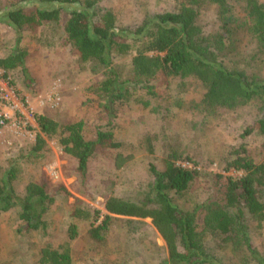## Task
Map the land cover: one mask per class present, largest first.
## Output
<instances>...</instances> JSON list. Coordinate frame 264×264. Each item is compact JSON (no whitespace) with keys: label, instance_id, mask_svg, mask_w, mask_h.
Masks as SVG:
<instances>
[{"label":"trees","instance_id":"1","mask_svg":"<svg viewBox=\"0 0 264 264\" xmlns=\"http://www.w3.org/2000/svg\"><path fill=\"white\" fill-rule=\"evenodd\" d=\"M97 2L8 1L3 20L17 32L61 26L63 45L81 63H88L91 72L100 73L88 93L106 112L114 103L130 99L149 106V99L156 97H164V109L171 105L183 108L182 99L159 94L154 82L162 77L167 86L171 78L200 84L202 95L189 100L198 114L248 110L253 118L242 128L241 142L221 157L216 194L191 211L174 205L172 195L185 194L199 172L177 164L178 156L171 151L159 165H149L152 182L135 199L109 196L104 203L106 213L75 207L71 216L91 219L86 236L96 247L106 242L110 227L118 220L133 230L141 224L136 219H150L167 249V260L158 264H211L215 257L204 248L207 237L238 264H264V253L254 242V237L261 239L264 234V0H172V9L146 13L127 25L118 21L112 7H98ZM205 6L215 9L214 28L208 29L201 21ZM240 41H246V51L239 48ZM124 55L131 56L133 78L120 81L113 58ZM26 57L23 48L0 56L1 77L9 86H13L8 77L12 71H19L26 85L32 82ZM33 119L37 127L30 150L33 158L41 156L47 139L57 138L62 152L76 161L82 180L92 157L121 147L110 122L96 124L87 136L83 120L58 121L41 113H34ZM248 136L262 140L249 148L244 143ZM231 171L241 175L228 174ZM16 173L11 167L0 180V211L18 206L24 229H38L43 226L44 205L51 201L47 182L43 178L28 182L24 196L18 197L11 186ZM65 236L57 248L40 249L38 264H71L70 245L79 236L75 222L67 225Z\"/></svg>","mask_w":264,"mask_h":264},{"label":"rangeland","instance_id":"2","mask_svg":"<svg viewBox=\"0 0 264 264\" xmlns=\"http://www.w3.org/2000/svg\"><path fill=\"white\" fill-rule=\"evenodd\" d=\"M8 1L20 0H0V56L16 48L25 49L26 67L32 82L26 85L19 71H12L8 76L13 86H8L7 105H0V112L6 115L0 126V180L8 169L15 167L17 173L11 186L18 197H23L28 182L43 178L51 201L44 205L43 226L35 230L24 229V223L18 219V206L0 211V264H38L40 249L60 246L66 240V227L71 222L77 224L79 232L70 245L71 264H158L166 261V245L150 219H136L141 224H136L133 230L118 220L110 227L106 242L96 247L86 236L91 219H74L72 210L81 207L104 214V203L109 196L135 199L152 182L149 165H159L162 157L175 151L177 164L196 168L199 172L185 194L172 195L174 205L191 211L216 194L215 175L222 173L221 157L231 146L241 142L239 134L252 121V112L217 110L214 116L198 114L189 106V100L202 95L200 84H183L171 78L167 86L162 77L154 82L159 94L182 99L183 108L171 105L164 109V97H156L149 99V106L138 99H130L114 103L106 112L88 93L89 85L100 78V73L91 72L88 63H81L76 53L63 45L61 26L17 32L3 20ZM97 6L112 7L118 21L127 25L140 21L146 13L170 10L173 2L98 0ZM200 18L208 29L217 24L214 7L205 6ZM245 43H239L242 51L247 50ZM130 59V55L113 58L120 81L133 78ZM157 105L160 108L155 111ZM34 113L58 121L83 120L87 136L96 124L110 122L121 147L98 152L92 157L82 180L76 172V161L62 152L57 138L47 139L41 156L33 158L30 150L37 131ZM261 140L248 136L244 143L251 148ZM228 174L241 175L234 171ZM254 242L264 253V234L261 239L254 237ZM203 243L216 263L238 264L234 256L217 250L212 238H205Z\"/></svg>","mask_w":264,"mask_h":264},{"label":"built area","instance_id":"3","mask_svg":"<svg viewBox=\"0 0 264 264\" xmlns=\"http://www.w3.org/2000/svg\"><path fill=\"white\" fill-rule=\"evenodd\" d=\"M8 84L5 80H3V78L0 76V105H7L5 104V102H7V99L10 98L9 95V88H8ZM6 120V115L3 112H0V126H2L4 124Z\"/></svg>","mask_w":264,"mask_h":264}]
</instances>
